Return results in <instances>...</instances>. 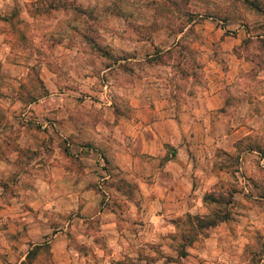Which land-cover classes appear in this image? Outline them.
Masks as SVG:
<instances>
[{
	"label": "crops",
	"instance_id": "1",
	"mask_svg": "<svg viewBox=\"0 0 264 264\" xmlns=\"http://www.w3.org/2000/svg\"><path fill=\"white\" fill-rule=\"evenodd\" d=\"M251 33L243 27L235 31L240 52L235 50V64L229 63L226 73L217 59L205 62V69H219L223 75L218 73L209 89L198 92L194 107L172 106L156 81L149 93L135 85L130 108L107 109L105 118L96 122L83 107H49L53 93L30 102L27 117L37 115L40 124L22 127L14 145L0 138V264H32L30 250L46 238L53 258L67 259L69 233L80 243L128 244L127 254L135 260L141 244H160L182 264L250 261V247L264 248V195L254 177L264 156L254 147L237 151L235 168V134L229 141L219 108L225 103L227 83H235L237 95L264 98V66H257L254 82L242 76L256 64L238 47ZM252 125L248 131L255 129ZM61 136L66 142L61 143ZM218 151L232 156L233 162ZM100 156L109 172L104 181ZM69 157L79 160L82 169L68 166ZM207 193L213 197H205ZM224 193L228 198L222 209L214 198ZM66 211L73 217L64 222ZM216 211L222 218L191 238L185 253H175L177 219ZM93 218L95 227L87 221ZM258 264H264V251Z\"/></svg>",
	"mask_w": 264,
	"mask_h": 264
},
{
	"label": "rangeland",
	"instance_id": "2",
	"mask_svg": "<svg viewBox=\"0 0 264 264\" xmlns=\"http://www.w3.org/2000/svg\"><path fill=\"white\" fill-rule=\"evenodd\" d=\"M238 27L252 32L238 47L256 63L242 72L246 80L254 82L257 66H264V34L259 35L264 31V0H0V138L11 146L22 127L39 125L37 115L27 117V109L30 102L47 93H53L47 101L49 107H83L93 122L105 118L107 109L130 108L133 87L138 84L149 93L155 81L172 106L187 103L194 107L198 92L209 89L218 73L223 75L219 69H205V62L217 59L224 65V73L231 69L229 63L235 64V50L240 52L235 48ZM105 82L110 103L103 96ZM224 90L225 103L219 110L227 124L228 140L235 134L236 168L237 151L254 147L264 156V98L235 94V83H227ZM252 124L255 129L248 131ZM61 138V143L66 142V137ZM218 155L229 164L234 160L221 151ZM68 161V166L82 169L79 160L69 157ZM254 177L264 195V164L257 165ZM221 197L226 200L228 195ZM216 205L226 206L225 202ZM72 217L71 212L63 214L64 222ZM87 221L95 227L96 218ZM176 225L172 244L177 254L191 238L206 231L197 228L191 215L179 217ZM69 237V258L54 259L46 238L30 250L29 261L167 264L171 258L182 264L180 257H173L160 244H141L135 260L127 254L128 244L107 246L104 240L87 244L71 233ZM150 251L165 258H154ZM263 251L257 244L250 247V261L243 264H258Z\"/></svg>",
	"mask_w": 264,
	"mask_h": 264
},
{
	"label": "trees",
	"instance_id": "3",
	"mask_svg": "<svg viewBox=\"0 0 264 264\" xmlns=\"http://www.w3.org/2000/svg\"><path fill=\"white\" fill-rule=\"evenodd\" d=\"M205 197H213V194L212 193H207L205 195ZM222 197H218V198H214L216 199L218 202H225V198L224 199H221ZM224 215V214H223ZM220 212H215L214 214H208L207 216H199V215H191L192 217L196 218L197 220V228H205L211 224H214L216 223V221L219 219V218H222L223 216ZM181 253H185L184 251H182Z\"/></svg>",
	"mask_w": 264,
	"mask_h": 264
},
{
	"label": "built area",
	"instance_id": "4",
	"mask_svg": "<svg viewBox=\"0 0 264 264\" xmlns=\"http://www.w3.org/2000/svg\"><path fill=\"white\" fill-rule=\"evenodd\" d=\"M107 88H108V84L105 82L104 85H103V96L105 97L106 99V102L107 103H110L111 102V98L110 96L107 94ZM101 157V169H102V177H101V180H107L109 178V172L108 170L106 169L105 167V162H104V159L102 156Z\"/></svg>",
	"mask_w": 264,
	"mask_h": 264
}]
</instances>
